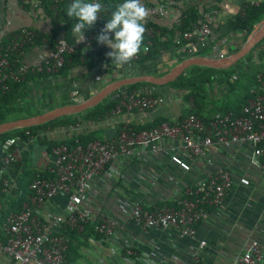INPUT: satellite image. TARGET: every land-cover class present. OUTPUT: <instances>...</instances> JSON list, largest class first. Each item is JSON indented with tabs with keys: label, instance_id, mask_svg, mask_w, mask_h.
<instances>
[{
	"label": "built area",
	"instance_id": "2783aa9c",
	"mask_svg": "<svg viewBox=\"0 0 264 264\" xmlns=\"http://www.w3.org/2000/svg\"><path fill=\"white\" fill-rule=\"evenodd\" d=\"M65 1L54 0L56 4L53 8L58 9V4ZM197 1L201 2V0H169L166 4L148 7L146 33L150 36L161 34L160 31L155 32L154 29L148 28L151 21L161 25L168 16L169 10H178L180 15V8L197 6L199 5ZM41 4L42 1L35 0H24L22 3L24 8L30 5L29 13L34 16L38 13L36 9H39ZM203 6L208 7L209 11L204 12L190 31L178 32L174 37L177 55L189 56L188 59L198 57L196 54L208 47V39L213 34L218 11L215 3ZM200 10L204 11L201 7ZM102 16L103 13L101 20ZM101 20L92 27L94 30L85 34V40L81 43L67 42L64 32L61 33L56 45L45 41L42 46L43 52L35 61H29L27 58V50L35 45L38 37L35 30L23 27L0 37V94L9 92L12 83L24 82L31 73L44 74L45 78H52L65 65L66 56L72 55L79 48L95 50L93 44L108 22L106 20L101 23ZM175 24L180 26L181 19ZM109 35L113 40L115 39L114 33ZM171 39L163 37L164 41ZM150 45L151 42H148L145 46L147 51L142 48L135 59L121 66V70L128 68L139 70L138 64L143 56L149 53ZM107 50L112 51L108 47ZM217 55L220 59L225 57L221 53ZM106 61L107 64L112 63L111 60ZM150 65L152 64L145 61V66ZM131 76L135 75L131 74ZM120 79H124V76L120 78L117 73L108 76L111 83ZM258 83L260 91H254L255 98L247 102L240 116L228 113L205 121L196 115H188L184 119L182 117L177 120L169 119V122L149 130H136L134 127L155 119L147 121L137 116L142 114L143 117V114L147 115L162 106L165 102L164 96L160 93L143 94L140 89L134 94L121 93L119 96L122 99L117 108L111 115L98 122L116 126L118 134L114 139L96 140L76 146L61 143L52 149L54 165L49 172L54 178L35 179L30 185L32 193L29 202L24 204L20 213L7 217L3 225L6 240L0 236V259L6 258L9 264H66L71 239L64 233L65 228L80 234L86 231L88 225H94L97 233L112 238L117 229L116 221L113 218H101L95 223L94 214L88 208H84L83 204L88 200L93 180L121 159L146 161L149 157L167 154L173 165L183 171H191L193 161L205 156L209 149L214 147L230 149L251 145L254 162L259 165L264 176V74L258 76ZM79 94L78 90H74L71 97L79 99ZM193 107V104L189 106V108ZM80 126L81 124H77L58 129L71 128L78 132ZM50 131L53 130L36 132L27 130L2 143L0 182L6 196L20 193L22 165L30 154L32 146L41 139L44 132ZM70 138L64 135L61 141L65 142ZM238 182L245 186L251 184L246 177L240 178ZM235 184L232 171L221 170L208 177L195 189L188 190L178 207L161 206L149 211L140 200H135L129 206L128 217L144 231L173 229L183 237H194L198 225L207 219L208 209L220 207ZM56 196L66 198L68 213L66 220L62 216L46 214L44 211L47 203ZM65 224L67 226H64ZM205 245L206 243L202 242L201 248ZM128 255H133V251L128 250ZM261 259L262 246L259 242L253 241L241 255L236 257L233 264H258ZM189 264H202L200 249L193 251Z\"/></svg>",
	"mask_w": 264,
	"mask_h": 264
},
{
	"label": "crops",
	"instance_id": "0c3cea01",
	"mask_svg": "<svg viewBox=\"0 0 264 264\" xmlns=\"http://www.w3.org/2000/svg\"><path fill=\"white\" fill-rule=\"evenodd\" d=\"M263 1H197L204 11H209V8L203 5L219 3L214 30L221 28V31L213 32L208 39V47L215 44L214 50L225 57L237 52L244 34H229L230 20L248 3L258 5ZM29 12L20 0H0V37L29 26H35L42 32H50V21L45 19L43 14L38 12L34 16ZM179 16L178 10H169L163 21L164 26L173 28ZM224 35L226 36L223 37ZM220 37L223 39L219 41ZM42 52L41 46L31 48L27 58L29 61H35ZM169 58L171 54L165 53L163 59ZM259 64L264 67V62ZM121 69L122 67L104 61L92 72L79 70L68 78L52 77L31 82L30 102L37 113L51 107L53 110L64 106L55 105L65 97L73 101L70 104L72 105L75 101L71 97L74 90L79 91V100H84L109 84L110 74L117 73L120 78L131 76L130 70ZM140 92L147 95L160 93L165 99L162 106L147 115L143 114L142 117V114H137L140 119L152 121L162 117L177 120L181 119L189 108L183 103V95L172 88L142 85ZM210 99V108L234 101L227 95L225 88L218 85L214 86ZM80 127L78 132L71 128H57L44 132L41 139L61 141L64 135L73 137L75 133H90L98 129L104 130L106 139H114L118 134V129L111 123H83ZM36 143L29 156L35 167L46 173L53 167L54 158L52 153L47 151L48 147ZM206 153L193 161L191 171H183L173 165L167 154L149 157L146 161H132L126 158L116 161L113 167L93 180L88 200L83 204L84 208L94 214L95 223L101 218H113L117 223L115 234L112 238H106L93 231L94 225H88L84 233L78 234V240L70 237L71 246L66 264H189L193 251L197 249H200L202 264H233L236 257L253 241L262 246V259L258 264H264V176L259 165L254 162L253 146L242 145L230 149L214 147ZM225 169L232 171L236 184L220 207L208 209V217L198 225L194 237H183L173 229L144 231L129 219V206L133 201L140 200L149 211L161 206L178 207L188 190L195 189L208 177ZM242 177L248 178L251 184H240L238 180ZM44 211L46 214L62 216L66 220V198L54 197L47 203ZM202 242L206 243L203 248ZM128 250L133 251V255H128ZM0 264L9 262L2 258Z\"/></svg>",
	"mask_w": 264,
	"mask_h": 264
},
{
	"label": "trees",
	"instance_id": "16d2710c",
	"mask_svg": "<svg viewBox=\"0 0 264 264\" xmlns=\"http://www.w3.org/2000/svg\"><path fill=\"white\" fill-rule=\"evenodd\" d=\"M23 3L24 0H20ZM42 1V4L39 9H36L37 12H40L45 16V19H48L51 24L50 32H42L38 30L35 26H29L31 29L35 30L38 34L36 39L35 47H42L45 44V41L56 45L62 32L65 33V39L69 43H74L75 38L71 32L72 25L76 21L67 16V7L73 2V0H66L65 2H60L58 4V9L53 8L56 4L54 0H35ZM105 8L103 13L101 23H104L107 19L110 18L111 12L115 10L116 6L123 3V0H100ZM146 8L154 6L156 4H166L169 0H143ZM219 3L216 4L215 8H219ZM179 7V6H178ZM30 9V5L25 7ZM205 11H201L199 5L188 6L187 8H180V18L181 25H174L173 28L164 26L163 23L158 25L154 22L149 23L148 28H152L157 31H160L161 34H154L152 36L147 33L144 36V47L148 45V42H151L152 45L149 46V53L146 56H143L142 61L138 64L139 70H130L132 75H144V74H153L155 76H164L172 68H174L180 62L188 59L189 56L186 55H177L173 39L178 32H187L190 31L193 27V24L200 19ZM264 20V1L256 4H249L243 7V10L234 16L229 22V34H244V39L241 42V45L237 51L242 48L248 37L251 33L254 32L256 26ZM94 30L93 28L86 30L85 34ZM220 32L221 28L214 30L213 32ZM227 33V34H228ZM224 35L223 37H225ZM163 37H170L171 40L164 41ZM219 38V41L223 39ZM215 45V44H214ZM214 45H211L205 48L203 51H200L196 56H215L216 51L214 50ZM93 49L89 48H79L72 55L66 56L65 65L60 69L59 73L53 77H65L68 78L70 75H74L77 71H89L92 72L98 67L101 62L106 60L110 61V58L107 56L108 50L107 46L99 44L97 41L93 44ZM29 48L28 50H30ZM27 50V51H28ZM165 53H170L171 58L169 60L163 59ZM145 61H148L150 66H145ZM245 61H248L245 63ZM259 62H264V39L260 42L250 54L238 64L229 69H214L201 66H193L187 69L175 82L170 83L168 87L179 91L183 95V103L186 105L193 104V108H187L185 114H183L182 119L186 118L188 115H196L197 117L210 121L217 117L218 115H225L228 113H233L236 116L242 114L244 106L247 102L255 98L254 91H260L258 76L264 74V67L260 65ZM162 67V69H160ZM112 72V71H111ZM46 76L44 74H29L26 80L22 83H12L11 90L5 94H0V124L16 121L19 119L30 118L38 114H42L48 110H44L40 113H31L33 107L30 102L32 90L31 82L35 83L36 80H42ZM115 81V80H114ZM142 83L131 85L121 89V92H117L114 95L107 97L102 103L97 105L94 108H91L84 113L78 115H71L59 118L57 120L48 122L41 126H35L25 129H17L6 133L0 137V149L2 143L11 137H16L23 132L30 130L32 132L36 131H48L54 130L57 128H64L70 126H76L77 124L83 123H98L100 120L104 119L106 116L111 115L113 111L120 104L122 97L119 95L121 93L134 94L136 91H139ZM218 85L224 87L227 95L234 99L233 102H229L226 105L216 106L214 105L210 108V93L214 89V86ZM65 101V105H70L71 100L69 97L63 98L61 101ZM210 108V109H209ZM36 110V109H35ZM13 116H17L13 118ZM165 122H169V119L166 118H156L152 122L146 124H140L135 126L136 130H149L154 127H157ZM106 134L104 130L98 129L90 133H78L75 134L65 142L62 141H51L46 139H40L36 144H40L43 147H48L47 151L51 150L61 144L65 143L70 146H76L77 144L86 145L91 141L106 139ZM110 140V139H107ZM33 148V146H32ZM31 148V150H32ZM30 155V154H29ZM28 155L25 162L22 165L21 169V178L19 181L20 193H14L11 196H6L3 193L2 182H0V199L2 204V213L0 215V236L3 240H6L3 225L7 217L11 214H18L23 210L24 204L29 202L31 196L30 185L32 182L40 177L45 178H54V176L47 171L42 173L39 171L32 162V158ZM95 229H93L94 231ZM64 233L72 239L78 240V232L72 231L70 228H65ZM84 233V232H83Z\"/></svg>",
	"mask_w": 264,
	"mask_h": 264
},
{
	"label": "clouds",
	"instance_id": "9594fccd",
	"mask_svg": "<svg viewBox=\"0 0 264 264\" xmlns=\"http://www.w3.org/2000/svg\"><path fill=\"white\" fill-rule=\"evenodd\" d=\"M104 12L105 8L100 0H73L67 7V16L76 21L71 29L76 44L85 40V31L94 27L97 21L101 20V14ZM148 16L149 10L143 0H123V3L117 5L111 12L110 18L107 19L108 22L97 37V42L112 49L107 53L112 65L121 67L135 59L142 48L147 51L144 47V36L147 31ZM111 33L115 34L114 40L109 35ZM217 54L215 57L219 58ZM151 75L154 74L151 73ZM165 87L170 88L168 86L161 88Z\"/></svg>",
	"mask_w": 264,
	"mask_h": 264
},
{
	"label": "water",
	"instance_id": "95a60500",
	"mask_svg": "<svg viewBox=\"0 0 264 264\" xmlns=\"http://www.w3.org/2000/svg\"><path fill=\"white\" fill-rule=\"evenodd\" d=\"M264 39V20L261 21L255 28L254 32L248 37L246 43L243 47L225 58H217L215 56H200L187 59L174 68H172L164 76H154V75H142L128 77L124 79L117 80L113 83L106 85L102 89L96 90L94 94H91L87 99H75L74 104L66 105L62 107L55 108L53 110H48L45 113L38 114L30 118L19 119L16 121H9L0 124V137L6 133L17 129L31 128L35 126H41L48 122L57 120L62 117L78 115L84 113L85 111L96 107L102 103L107 97L114 95L116 92L120 91L122 88L142 83L143 86H152L154 88H161L163 86H169L170 83L175 82L187 69L193 66L208 67L214 69H229L236 65L241 60L245 59L250 52ZM159 94V93H154ZM2 213V204L0 199V215Z\"/></svg>",
	"mask_w": 264,
	"mask_h": 264
},
{
	"label": "rangeland",
	"instance_id": "374dc122",
	"mask_svg": "<svg viewBox=\"0 0 264 264\" xmlns=\"http://www.w3.org/2000/svg\"><path fill=\"white\" fill-rule=\"evenodd\" d=\"M36 81H38V80H36ZM66 102L63 100V101H58L57 103H56V105L55 106H57V105H63V104H65ZM31 113H36V110L33 108V110H31ZM15 117H17V116H13V118H15Z\"/></svg>",
	"mask_w": 264,
	"mask_h": 264
}]
</instances>
